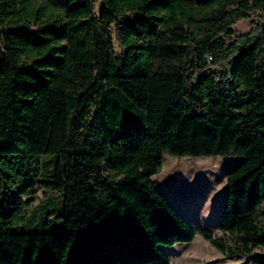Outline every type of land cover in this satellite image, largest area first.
Masks as SVG:
<instances>
[{"label":"trees","instance_id":"obj_1","mask_svg":"<svg viewBox=\"0 0 264 264\" xmlns=\"http://www.w3.org/2000/svg\"><path fill=\"white\" fill-rule=\"evenodd\" d=\"M45 1L0 0V264H170L161 246L196 235L264 264V0ZM163 154L243 156L231 244L154 187ZM35 179L28 215L6 191Z\"/></svg>","mask_w":264,"mask_h":264},{"label":"rangeland","instance_id":"obj_2","mask_svg":"<svg viewBox=\"0 0 264 264\" xmlns=\"http://www.w3.org/2000/svg\"><path fill=\"white\" fill-rule=\"evenodd\" d=\"M94 12L98 14L100 0H92ZM197 1V0H194ZM41 2L46 3L45 0ZM258 15L250 13L245 19L233 25L235 34L247 33L251 22ZM131 16L118 18L111 23L110 34L115 38L116 32L130 20ZM116 52L119 49L116 46ZM243 160V156L216 157H175L163 154L162 169L151 177L154 187L160 191L170 206L189 223L199 225L208 230L213 237H219L228 244L232 243L231 235L223 233L218 228L226 191V174ZM41 179L32 181V185L20 187L23 193L11 192L9 200L21 204L29 215L44 202L46 193L40 183ZM1 183V181H0ZM264 226V220H261ZM162 252L169 258L170 264H254L244 256H228L215 249L200 235L191 242L176 243L172 246H161ZM255 253H264V246L254 248Z\"/></svg>","mask_w":264,"mask_h":264}]
</instances>
